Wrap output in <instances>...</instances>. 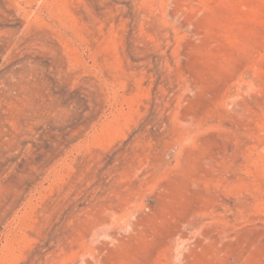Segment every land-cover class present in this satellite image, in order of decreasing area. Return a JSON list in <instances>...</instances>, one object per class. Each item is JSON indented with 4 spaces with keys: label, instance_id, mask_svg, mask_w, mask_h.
Here are the masks:
<instances>
[{
    "label": "rangeland",
    "instance_id": "374dc122",
    "mask_svg": "<svg viewBox=\"0 0 264 264\" xmlns=\"http://www.w3.org/2000/svg\"><path fill=\"white\" fill-rule=\"evenodd\" d=\"M0 264H264V0H0Z\"/></svg>",
    "mask_w": 264,
    "mask_h": 264
}]
</instances>
